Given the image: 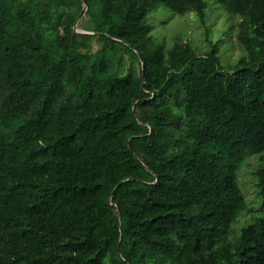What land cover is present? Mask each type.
Returning <instances> with one entry per match:
<instances>
[{
  "label": "trees",
  "instance_id": "16d2710c",
  "mask_svg": "<svg viewBox=\"0 0 264 264\" xmlns=\"http://www.w3.org/2000/svg\"><path fill=\"white\" fill-rule=\"evenodd\" d=\"M40 1L0 0V264H264V0H215L229 65L151 34L163 5L207 40L206 0Z\"/></svg>",
  "mask_w": 264,
  "mask_h": 264
},
{
  "label": "rangeland",
  "instance_id": "374dc122",
  "mask_svg": "<svg viewBox=\"0 0 264 264\" xmlns=\"http://www.w3.org/2000/svg\"><path fill=\"white\" fill-rule=\"evenodd\" d=\"M205 24L208 28L206 40L204 27L201 26L194 12L183 15L173 13L163 5H158L147 13V22L152 26L151 34L156 42H164L166 47L178 39L187 42L197 54H202L209 49L210 43L216 45L217 55L221 65H229L244 54L243 48L235 42L233 21L237 16L228 14L215 0H206ZM42 4V0L39 2ZM258 155L248 157L238 173V183L245 197V209L236 222L231 225L232 233L238 234L240 228L250 223L256 216L261 215L262 197L255 186L253 171L258 167Z\"/></svg>",
  "mask_w": 264,
  "mask_h": 264
},
{
  "label": "water",
  "instance_id": "95a60500",
  "mask_svg": "<svg viewBox=\"0 0 264 264\" xmlns=\"http://www.w3.org/2000/svg\"><path fill=\"white\" fill-rule=\"evenodd\" d=\"M85 9H86V4L84 3V5H83V8H82L81 12L79 13V15H78L77 19L75 20L74 27L76 26V24H77V21L79 20L80 16L83 14V12L85 11ZM77 31H78V30H77ZM79 31H80V30H79ZM81 32H86V31H81ZM87 33H89V32H87Z\"/></svg>",
  "mask_w": 264,
  "mask_h": 264
}]
</instances>
